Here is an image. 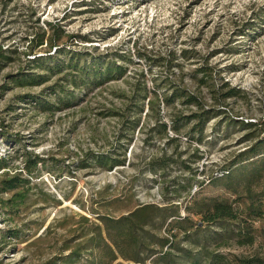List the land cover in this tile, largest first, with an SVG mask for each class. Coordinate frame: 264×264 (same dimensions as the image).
Listing matches in <instances>:
<instances>
[{"label":"rangeland","instance_id":"obj_1","mask_svg":"<svg viewBox=\"0 0 264 264\" xmlns=\"http://www.w3.org/2000/svg\"><path fill=\"white\" fill-rule=\"evenodd\" d=\"M56 21L66 34L77 36L62 39L67 46L91 54L129 53L133 60L130 76L88 90L71 106L41 109L35 99L54 101L49 86L56 75L25 87L12 85L9 77L26 65L20 53L27 44L24 36L32 37L40 27L48 36ZM0 47H17L19 52L9 53L12 59L0 68V157L8 162L0 178L17 173L27 176L23 169L26 154L43 157L45 164L39 165L28 191L25 187L14 190L26 192L20 208L10 212L1 206L13 191L0 193V229H16L19 234L0 239V264H47L59 252L67 253V246L81 242L77 237L81 215L98 221L96 213L117 216L139 204L164 206L167 199L177 203L191 224L189 239L179 234L177 248L171 250L175 264H183V249L203 251L204 262L215 255L229 262L235 256L264 260V214L247 213L243 203H233L244 208L237 220L203 219L210 200L237 196L226 189L225 178L219 175L223 167L264 139V0H9L5 9L0 8ZM170 51L175 52L171 66L154 63L156 58L167 59ZM202 64L212 69L200 83L196 68ZM142 71L147 86L160 99L159 114L167 123L168 135L178 140L170 141L156 129L154 142H144L154 125L146 105L127 143L125 164L112 169L96 166L91 154L107 152L126 141L119 135L131 134L130 129H123V118L134 116L125 111L126 96L133 87V75ZM224 81L239 90L225 101L219 95L227 89ZM177 86L203 97V109L211 112L202 142L189 137L192 123L181 127L178 134L170 128L175 115L201 111L196 106L185 107L180 100L168 105L162 102ZM212 88L219 90L216 96L222 101L214 99ZM27 93L34 97H19ZM177 153H181L179 158ZM150 156H164L166 166L153 169L145 161ZM192 158L199 170L193 176L182 168V161ZM260 180L252 185L256 192L264 187V174ZM237 188L244 197L242 182ZM44 193L55 195L61 203L43 202ZM76 226L78 230H70ZM240 230L249 232L253 241L239 243ZM159 232L169 236L166 224ZM151 259L146 264H155ZM110 264L138 263L118 257Z\"/></svg>","mask_w":264,"mask_h":264},{"label":"trees","instance_id":"obj_2","mask_svg":"<svg viewBox=\"0 0 264 264\" xmlns=\"http://www.w3.org/2000/svg\"><path fill=\"white\" fill-rule=\"evenodd\" d=\"M7 1L9 0H0L1 10L5 9ZM33 12L35 10H32ZM38 20L39 18L36 19V21ZM56 22L52 33L48 36H46V30L41 27L34 32L32 37L24 36L23 40L27 44L20 53L23 54L26 65L9 77L12 85L25 87L40 85L51 78V76L56 75L57 79L49 86L51 93L55 96L54 101L42 100L39 97L35 99L41 109L54 111L62 107L71 106L78 101L77 97L85 95L88 90L102 87L105 83L123 76L125 78L130 76L129 63L133 62V60L129 53L91 54L85 50L74 49L63 44L64 40L62 39L74 40L77 39V36L66 34L59 21ZM47 24L50 27L53 25L51 22H47ZM136 52L138 55L144 56V54ZM181 52L185 54L186 49H182ZM9 53H19L18 48L0 47V68L12 59ZM174 56L175 52L170 51L167 59L156 58L153 61L154 63L155 61H160L165 65L171 66L174 63ZM211 69L206 64L196 68V71L201 73L200 83L204 82V75L211 74ZM135 75H133V77H136L132 83L133 87L130 94L126 96L127 101L125 103V111L134 116L126 117L122 120L124 122L123 129H130L131 134L122 133L119 135L120 139H125L126 141L118 142V146L107 152L91 154L90 159L96 166L112 169L125 164L127 143L133 139V130L140 124L141 113L146 105L152 111L154 125L149 128V135L144 139V142L147 145L154 142L152 140L156 138V129L158 133H161L162 137H166L170 141L178 140L177 136L170 137L168 135L167 123L162 120L159 114L160 99L157 97L155 90L152 91L147 86L145 72L142 71L137 76ZM222 85L226 86L227 89L221 94L218 89H211L214 93V99L218 102L222 101V99L225 101L226 97L236 95L239 91L236 86H230L228 81H224ZM171 91L169 95H165L162 98V102L168 105L180 100V103L185 107L196 106L201 111L186 115H175L171 119L170 128L178 134L182 129L181 127L192 123L188 131L189 137L202 142L206 121L211 117L209 109H203L202 107L203 97L178 86L172 87ZM149 93L154 95L150 97ZM216 93H219L222 99L217 98ZM26 95L18 96L23 97L22 99H25L24 97L30 99L34 97V94L27 93ZM240 123L245 126L253 125L252 121H247L246 123L240 121ZM25 152L27 153L28 151ZM180 155L181 153H177L176 157L179 158ZM166 159L164 156L159 159L155 156H150L145 161L150 167L156 169V167L164 168L167 163L165 162ZM195 161L194 158L190 162L182 161V168L189 170L192 176L199 171L194 164ZM39 165H45L43 157L26 154L23 169L27 176L23 177L17 173L0 178V193L13 191L8 199L1 201V206L12 212L25 203L26 192H14V190L19 187H25L28 191L32 187L30 185L31 179L38 172ZM7 167L8 162L6 159L0 157V170ZM223 169V172L219 175L225 178L226 189L236 193L237 196L232 200L226 198L210 200L203 213L204 221L237 220L241 217L240 214H242L244 208L247 213L257 216L264 214V187L256 192L252 186L254 183L258 184L264 174V139H258L252 143L240 152L234 160L227 163ZM241 182L245 188L244 197L238 193L237 187ZM193 197L194 194L191 195V198ZM42 201L47 203L52 201L57 205L61 203V200L55 195L52 196L48 193L43 194ZM166 203L164 206L152 203L139 204L128 213L117 216L96 213L95 217L99 222L91 221L88 216L81 215L79 223L82 226L77 234V237L82 239L81 242L67 246V253L59 252V255L51 258L47 264H110L118 257L138 264H146V260L151 257L155 264H161V262L175 264V260L171 257V250L177 248V237L179 234L182 235L183 240L189 239L191 224H188L189 217L187 215H181L177 203H172L170 199H167ZM233 203L235 205L243 203L244 208L233 206ZM164 224L168 227V237L159 232ZM71 229L76 231L79 227H71ZM13 230L0 229V239H5L7 236L18 237V230ZM237 235L241 244L252 242L254 239L249 232L245 233L241 230L237 232ZM182 251L180 258L183 264H264V260L260 257L245 258L235 256L234 262H229L222 255H215L209 261L204 262L207 257L203 251L199 252L197 250L195 253L187 249Z\"/></svg>","mask_w":264,"mask_h":264}]
</instances>
